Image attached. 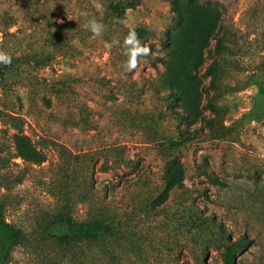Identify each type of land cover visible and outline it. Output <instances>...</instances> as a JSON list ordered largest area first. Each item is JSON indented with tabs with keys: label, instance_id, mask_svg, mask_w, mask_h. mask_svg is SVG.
<instances>
[{
	"label": "rangeland",
	"instance_id": "rangeland-1",
	"mask_svg": "<svg viewBox=\"0 0 264 264\" xmlns=\"http://www.w3.org/2000/svg\"><path fill=\"white\" fill-rule=\"evenodd\" d=\"M116 1L0 0V51L63 43L0 84L6 264H264V0Z\"/></svg>",
	"mask_w": 264,
	"mask_h": 264
},
{
	"label": "trees",
	"instance_id": "trees-1",
	"mask_svg": "<svg viewBox=\"0 0 264 264\" xmlns=\"http://www.w3.org/2000/svg\"><path fill=\"white\" fill-rule=\"evenodd\" d=\"M123 8L124 3L118 0L108 8V15L112 16L113 13L115 14ZM140 31L141 30L139 29L135 30L138 37ZM128 32L129 31L124 32L125 36H127ZM62 46L63 43L60 41L59 36L52 31H47L45 33L44 40L40 44L37 51L31 54L22 55L20 57H11V64L8 66L0 64V84H4L8 78L15 74L12 67L15 63L17 64L18 62L25 60L27 63L33 66H40L46 63L55 52L59 51L62 48ZM18 66L19 64L16 68H18ZM165 73L160 74V76L158 77L157 87L159 89H167L169 91H172L175 89L174 80L166 78ZM22 80L26 83L28 93L31 96H35L39 91H51L54 94L59 93V89L56 84H48L44 80L37 79L36 77H24V79ZM262 123L264 124V119ZM107 226L108 224L102 221H97L94 229L97 231H103L107 228ZM23 239L24 238L20 236L18 231L14 230L5 222L4 208L0 204V264H6L8 262V254L11 246L18 244ZM224 264H228L227 258H225Z\"/></svg>",
	"mask_w": 264,
	"mask_h": 264
},
{
	"label": "clouds",
	"instance_id": "clouds-1",
	"mask_svg": "<svg viewBox=\"0 0 264 264\" xmlns=\"http://www.w3.org/2000/svg\"><path fill=\"white\" fill-rule=\"evenodd\" d=\"M92 7L97 11H103V6L98 3L97 0H92ZM80 15L87 18L86 27L94 36H100L102 34L104 26L101 23L97 22L94 17L89 18V13L87 12H81ZM118 43V41H114L112 44L106 43L105 48L110 51L113 45ZM123 44L127 49L126 55L128 56L126 70L128 72H132L138 67L139 58L149 55L151 53V49L148 46L141 45L140 39L135 30H130L128 32ZM0 64H4L5 66L11 64V57L3 51H0Z\"/></svg>",
	"mask_w": 264,
	"mask_h": 264
}]
</instances>
